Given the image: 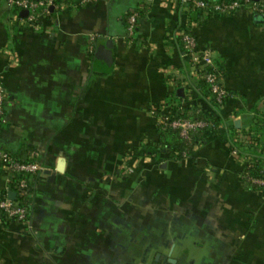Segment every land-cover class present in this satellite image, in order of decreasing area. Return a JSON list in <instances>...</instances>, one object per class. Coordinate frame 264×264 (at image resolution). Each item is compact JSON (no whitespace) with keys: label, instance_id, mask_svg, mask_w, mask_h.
<instances>
[{"label":"crops","instance_id":"1","mask_svg":"<svg viewBox=\"0 0 264 264\" xmlns=\"http://www.w3.org/2000/svg\"><path fill=\"white\" fill-rule=\"evenodd\" d=\"M255 1L261 12L195 20L176 0H55L52 14L33 20L0 0V147L21 159L38 150L45 166L28 221L0 227V264H264V189L244 179L237 138H261L264 126V0ZM137 7L131 43L127 16ZM190 29L222 72L229 97L220 109L193 89L179 38ZM170 68L190 76L188 114L202 109L234 126L177 160L159 152L168 143L152 112L181 88ZM11 179L0 165V193Z\"/></svg>","mask_w":264,"mask_h":264},{"label":"built area","instance_id":"2","mask_svg":"<svg viewBox=\"0 0 264 264\" xmlns=\"http://www.w3.org/2000/svg\"><path fill=\"white\" fill-rule=\"evenodd\" d=\"M55 0H8L12 6L27 9L29 16L33 20L45 17L49 13L50 6H55ZM98 0H80L79 5H86L97 2ZM182 5L187 6L191 10L199 9L203 18L211 16H225L235 13L244 6H250L255 11H262V4L255 0H176ZM140 9L133 8L127 16L126 33L129 42L133 43L137 39V27L139 23ZM180 42L185 55L189 59L191 68V77L196 81L203 80L209 88L210 98L216 101L222 108L228 97L229 91L223 83L222 72L217 68L215 58L210 49L201 48L199 46L198 36L190 30H182L179 33ZM96 36L91 37L90 51L93 52L96 44ZM13 60L15 59L12 56ZM174 85L183 88H189L190 76L183 75L174 68L167 71ZM7 99L4 76L0 71V122L5 116V103ZM181 107L175 106L172 109H166L164 114H159L156 110L152 112L157 116L158 126L166 129L168 126L179 130V135L183 141L190 145L193 136L202 129H214L215 124L206 116L198 118H188L180 112ZM200 110L197 112L199 113ZM180 112V113H179ZM169 113L171 115H169ZM220 126V125H219ZM216 125V127H219ZM239 141H245V153H240V157L244 163H252L255 157L249 150H256L261 147V141L258 135L249 133H237ZM188 148L183 150L186 156ZM234 153H239L237 148L233 149ZM0 163L2 167L12 175L10 182V191L0 193V227L9 221L27 222L29 218V197L31 194L33 177L41 173L44 169V163L40 160L38 150L30 153L28 160L17 157L11 151L0 147ZM246 182L254 185L264 186V178L252 177L247 171L244 172ZM14 191L16 198L10 197V193Z\"/></svg>","mask_w":264,"mask_h":264},{"label":"trees","instance_id":"3","mask_svg":"<svg viewBox=\"0 0 264 264\" xmlns=\"http://www.w3.org/2000/svg\"><path fill=\"white\" fill-rule=\"evenodd\" d=\"M210 1L214 2V1H218V0H210ZM79 3H80V0H79ZM13 7H14L15 12L18 13L20 16L25 17V16L29 15V11L27 9L20 8L18 6H13ZM52 13H53V11L49 10L48 14L50 15ZM200 13H201V10H199V9L193 10L192 17L195 20H197L199 18ZM177 88H179V87L177 86ZM193 89L198 90V92H200L201 95L208 97L211 100L214 107L220 109L218 103L216 101H214L212 98H210L209 88L207 87V85L205 84V82L203 80L197 81L196 85L193 86ZM183 96H180L179 94H176V92H175L173 94L172 99L169 100L167 109H172L175 106H179V107H181L180 112L188 118H198V117H201L204 115L208 119L213 121V123L215 124V127H214V129H202L198 133H195L193 136V141L191 142L190 145H187L183 141V139L180 137L179 130L174 129L170 126H168L166 129H163L162 127L158 126L159 131L164 136H166V140L168 143V145H167L168 147L167 146L162 147L159 150V152L162 153L165 150L166 152L169 153L168 157L172 158L174 160L190 157L193 154L194 147L198 144L203 143L204 140L206 139L205 137H207V135L213 134L219 138H224V137L228 136L229 132H231L234 128L233 124L225 123L226 122L225 119H223L220 115L218 117H216V116H213V115L205 112L202 109H199L200 110L199 113L197 112L195 115L191 116L190 114H188V110L181 103V98H183ZM197 109L198 108H196V110ZM159 114H164V111L159 112ZM169 115H171V114L169 113ZM263 115H264V113H263ZM261 121H263V119ZM216 125H218V126L220 125V126L216 127ZM263 125H264V123H263ZM258 130H259L260 134H262V137L260 138V140L262 143V149H264V126H263V129L259 128ZM187 148L189 151H188L187 155L184 156L183 150H185ZM240 149L242 150V148H240ZM254 151L255 150L252 151V153L255 154L254 160L252 163H248V162L245 163V165H244L245 170L244 171H247L248 174L252 177L264 178V152L262 153L261 151H259V152L258 151L254 152ZM148 152H149L148 154L150 156L152 155L154 160L159 159V153H158V155L155 154L153 152V149H150ZM26 160H28V159H26ZM0 165H1V163H0ZM251 186L264 189V186H259V185H251Z\"/></svg>","mask_w":264,"mask_h":264},{"label":"water","instance_id":"4","mask_svg":"<svg viewBox=\"0 0 264 264\" xmlns=\"http://www.w3.org/2000/svg\"><path fill=\"white\" fill-rule=\"evenodd\" d=\"M112 44V41L111 40H108V46L110 47V45ZM177 93L180 95V96H183L184 95V88L181 87L178 89ZM10 197L12 198H16V193L14 191H12L10 193Z\"/></svg>","mask_w":264,"mask_h":264}]
</instances>
